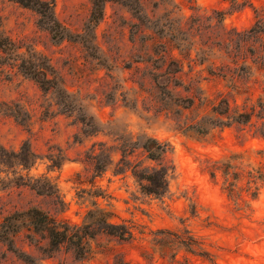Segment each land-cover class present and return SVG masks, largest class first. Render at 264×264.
I'll list each match as a JSON object with an SVG mask.
<instances>
[{
    "label": "rangeland",
    "instance_id": "374dc122",
    "mask_svg": "<svg viewBox=\"0 0 264 264\" xmlns=\"http://www.w3.org/2000/svg\"><path fill=\"white\" fill-rule=\"evenodd\" d=\"M53 1L62 24L88 41L93 33L91 42L58 41L14 0H0L1 29L21 51L50 59L100 130L84 133L53 91L0 65V143L18 150L29 141L41 156L30 174L52 178L61 199L6 180L0 221L37 206L81 226L98 206L133 236L99 232L80 258L67 245L49 251L24 228L14 249L0 241V264H264V0H110L93 31V0ZM143 136L169 147L163 197L144 193L133 172L157 161L142 148L122 160L119 147ZM99 143L114 160L102 174L93 166ZM178 235H192L207 256Z\"/></svg>",
    "mask_w": 264,
    "mask_h": 264
},
{
    "label": "trees",
    "instance_id": "16d2710c",
    "mask_svg": "<svg viewBox=\"0 0 264 264\" xmlns=\"http://www.w3.org/2000/svg\"><path fill=\"white\" fill-rule=\"evenodd\" d=\"M14 1L35 11L38 15V25L49 31L53 38L58 41H63L64 39H80L85 43L92 41L93 33H91L90 41H88L89 39L84 33L73 34L62 24V21L56 15L55 1ZM108 1L110 0H93L94 4L90 22L86 26L87 31H93L92 27L102 18L104 4ZM87 34L89 35V33ZM24 46L6 35L5 31L1 29L0 24V65L4 63L10 64L18 68L25 76L37 81L44 92L53 91L58 97L59 101L57 103L64 112L77 113L78 119L83 123L84 133L91 134L99 131L100 126L93 116L83 111V106L77 104L78 100L75 98V95L66 89L62 75L52 65L50 59L33 48H26L25 51H21V48ZM12 112L13 116L17 119L20 118V114ZM21 121L23 124L26 123V120L23 122L22 119ZM139 138V140L130 143L131 147H119L123 156L122 160H125V156L129 152L134 151L136 148H142L147 153L149 159L157 161L159 163L158 166L139 168L133 172L140 181L139 184L144 193L163 197L168 192L169 177L172 170V167L164 165L163 162L164 155L169 150L168 144L152 136ZM99 145H101L100 151L93 152V166L96 173L102 174L114 160L109 152L102 148L104 144L99 143ZM40 158V154L32 148V144L29 141H25L18 150L8 149L0 143V183H4L7 180L8 183L28 186L41 195L54 196L60 199L59 187L53 182L52 178L30 174V170ZM63 159L64 156L62 154L58 158L52 157V164L49 168L59 167ZM123 169L120 166L119 170L122 171ZM1 174H5L6 178H2ZM61 203V205H64L63 202ZM112 216L113 212L96 206L94 209L89 210L86 220L81 226L71 225L69 222L57 218L50 212L33 206L24 211L16 210L7 215L2 222L0 221V241L7 243L10 249H14L15 234L27 228L33 233L42 234L47 239L46 249L49 251H56L62 246L67 245L74 251L77 257L84 258L90 249L88 245L90 239H94L99 232L116 235L123 240L132 238V231L124 225L112 222L110 220ZM178 238L180 245L186 247L189 251H198L199 255L207 256V251L202 250L201 247L194 246V244L197 245V240L192 235L187 238L178 235Z\"/></svg>",
    "mask_w": 264,
    "mask_h": 264
}]
</instances>
